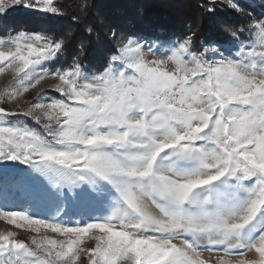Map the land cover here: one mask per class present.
<instances>
[{
	"label": "snow or ice",
	"instance_id": "snow-or-ice-1",
	"mask_svg": "<svg viewBox=\"0 0 264 264\" xmlns=\"http://www.w3.org/2000/svg\"><path fill=\"white\" fill-rule=\"evenodd\" d=\"M17 6L62 15L0 0V18ZM94 6L66 66L71 30L3 25L0 264H264V0H222L238 23L199 47L109 27L89 69Z\"/></svg>",
	"mask_w": 264,
	"mask_h": 264
},
{
	"label": "trees",
	"instance_id": "trees-1",
	"mask_svg": "<svg viewBox=\"0 0 264 264\" xmlns=\"http://www.w3.org/2000/svg\"><path fill=\"white\" fill-rule=\"evenodd\" d=\"M83 0H53L62 15H53L39 11L36 8L17 6L0 18V34L3 25L8 29L41 31L49 36H60L71 30V42L65 55L53 67L66 66L72 62V57L79 41L85 33L82 27L72 21L73 15H80L79 5ZM94 2L88 14V21L95 25L93 47L82 61L89 69L101 67L109 46L104 41L109 27H118L125 32H135L154 39L156 35L164 34L171 39H177L188 34L189 30L196 32V46L205 40L219 36L225 23H238L237 17L218 0L216 11L209 14L206 9L211 3L206 0H89ZM252 11V9H249ZM260 12L255 9L253 15ZM97 36L99 39H97ZM31 123V122H30Z\"/></svg>",
	"mask_w": 264,
	"mask_h": 264
},
{
	"label": "rangeland",
	"instance_id": "rangeland-1",
	"mask_svg": "<svg viewBox=\"0 0 264 264\" xmlns=\"http://www.w3.org/2000/svg\"><path fill=\"white\" fill-rule=\"evenodd\" d=\"M206 1L210 2V0H206ZM249 2H253L254 4H258L259 0H249ZM4 79H6V78H0V84H2L4 82ZM51 83H52L51 80L45 81L44 87L47 88L49 85H51ZM26 95L28 96V98H31L32 96H34V92L26 94ZM76 218H78V217H74V219H76ZM10 227L11 226L7 225L5 222L0 221V231L8 230ZM17 231L19 232V238H26V237L31 235V233H28L25 231H21V230H17ZM203 255L205 258L210 257V253H208V252H204ZM247 256H248V258H251L253 256V253H248Z\"/></svg>",
	"mask_w": 264,
	"mask_h": 264
}]
</instances>
